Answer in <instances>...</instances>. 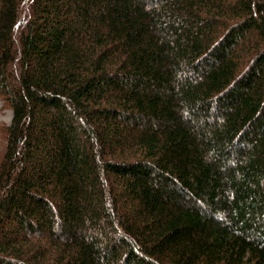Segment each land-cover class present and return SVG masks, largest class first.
Instances as JSON below:
<instances>
[{
	"label": "trees",
	"instance_id": "1",
	"mask_svg": "<svg viewBox=\"0 0 264 264\" xmlns=\"http://www.w3.org/2000/svg\"><path fill=\"white\" fill-rule=\"evenodd\" d=\"M0 264H264V0H0Z\"/></svg>",
	"mask_w": 264,
	"mask_h": 264
},
{
	"label": "rangeland",
	"instance_id": "2",
	"mask_svg": "<svg viewBox=\"0 0 264 264\" xmlns=\"http://www.w3.org/2000/svg\"><path fill=\"white\" fill-rule=\"evenodd\" d=\"M13 118V110L4 100L0 99V152L4 144L2 129L10 125Z\"/></svg>",
	"mask_w": 264,
	"mask_h": 264
}]
</instances>
